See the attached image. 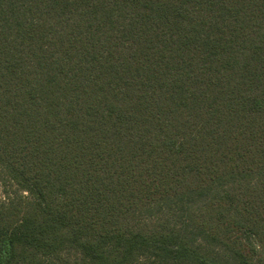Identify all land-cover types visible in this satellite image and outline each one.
Returning <instances> with one entry per match:
<instances>
[{
  "label": "trees",
  "instance_id": "1",
  "mask_svg": "<svg viewBox=\"0 0 264 264\" xmlns=\"http://www.w3.org/2000/svg\"><path fill=\"white\" fill-rule=\"evenodd\" d=\"M0 264H264V0H0Z\"/></svg>",
  "mask_w": 264,
  "mask_h": 264
},
{
  "label": "rangeland",
  "instance_id": "2",
  "mask_svg": "<svg viewBox=\"0 0 264 264\" xmlns=\"http://www.w3.org/2000/svg\"><path fill=\"white\" fill-rule=\"evenodd\" d=\"M28 192L22 188L10 175V173L0 165V202H6L9 198L28 197Z\"/></svg>",
  "mask_w": 264,
  "mask_h": 264
}]
</instances>
